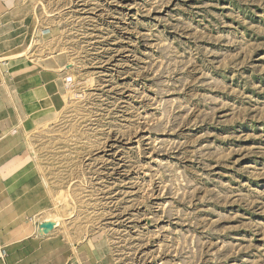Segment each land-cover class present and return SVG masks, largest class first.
Instances as JSON below:
<instances>
[{
  "label": "rangeland",
  "instance_id": "obj_1",
  "mask_svg": "<svg viewBox=\"0 0 264 264\" xmlns=\"http://www.w3.org/2000/svg\"><path fill=\"white\" fill-rule=\"evenodd\" d=\"M1 12L0 248L18 209L87 264H264V0Z\"/></svg>",
  "mask_w": 264,
  "mask_h": 264
},
{
  "label": "crops",
  "instance_id": "obj_2",
  "mask_svg": "<svg viewBox=\"0 0 264 264\" xmlns=\"http://www.w3.org/2000/svg\"><path fill=\"white\" fill-rule=\"evenodd\" d=\"M16 3L17 0H0L1 13L12 10V8L16 6ZM35 92H41V90H37ZM27 96H29V94ZM9 123L12 124V121ZM8 126L10 127L8 123H0V133L3 128L6 129ZM12 207H16L15 204H12ZM17 207L19 206L17 205ZM17 212L15 210L12 211V214L17 215L16 220L12 221V228H10V230L5 228V232L7 231L10 236H12L13 241L9 246L2 247V249L6 252V256L4 258H0V264H81V262L87 264L91 261L99 262L100 255L95 253V258L94 254L87 253V251L90 252L88 242H85L81 248L74 246L68 251H65V243L57 235L48 236L46 238H42L41 236H34L32 239L17 238L14 236V233L17 230H21L17 228V226L20 225L18 218L20 213L18 209ZM28 223L31 222L28 220ZM43 245L48 246V251L46 253H43ZM47 256H51V258L44 259Z\"/></svg>",
  "mask_w": 264,
  "mask_h": 264
},
{
  "label": "bare ground",
  "instance_id": "obj_3",
  "mask_svg": "<svg viewBox=\"0 0 264 264\" xmlns=\"http://www.w3.org/2000/svg\"><path fill=\"white\" fill-rule=\"evenodd\" d=\"M57 83L51 81V86L56 88L57 87ZM56 103V101H55ZM15 131V130H14ZM17 132V131H16ZM35 205V204H34ZM33 205L30 206V209L32 208ZM38 204L35 205V207H37ZM34 207V206H33ZM24 212V211H23ZM45 220L47 225L43 226V227H38L37 225H35L34 227L33 226H27L25 227L23 230H20L18 233H17V236L19 237H25L26 235H32L30 238L32 239L34 236H42L44 235L45 233L48 232V228L52 227V222H53V219H54V216L53 215H50V214H47L46 216H43L42 217V220ZM57 222V221H56ZM55 223V221H54ZM58 224V223H57ZM56 224V225H57ZM55 226V225H54ZM33 227V228H32ZM58 227V226H57ZM33 229V230H32ZM47 231V232H46ZM29 238V239H30ZM22 239V238H21ZM34 240V239H33Z\"/></svg>",
  "mask_w": 264,
  "mask_h": 264
},
{
  "label": "built area",
  "instance_id": "obj_4",
  "mask_svg": "<svg viewBox=\"0 0 264 264\" xmlns=\"http://www.w3.org/2000/svg\"><path fill=\"white\" fill-rule=\"evenodd\" d=\"M29 222L33 223V222H36V220H35V218L31 217L29 219ZM5 256H6V252L2 248H0V258H4Z\"/></svg>",
  "mask_w": 264,
  "mask_h": 264
},
{
  "label": "water",
  "instance_id": "obj_5",
  "mask_svg": "<svg viewBox=\"0 0 264 264\" xmlns=\"http://www.w3.org/2000/svg\"><path fill=\"white\" fill-rule=\"evenodd\" d=\"M50 228H52V227H50Z\"/></svg>",
  "mask_w": 264,
  "mask_h": 264
}]
</instances>
